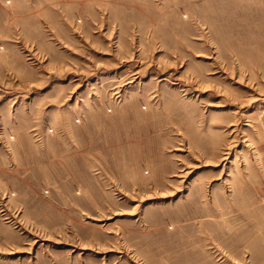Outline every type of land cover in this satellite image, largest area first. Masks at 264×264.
Returning <instances> with one entry per match:
<instances>
[{"label": "rangeland", "instance_id": "374dc122", "mask_svg": "<svg viewBox=\"0 0 264 264\" xmlns=\"http://www.w3.org/2000/svg\"><path fill=\"white\" fill-rule=\"evenodd\" d=\"M262 87L264 0H0V264H264Z\"/></svg>", "mask_w": 264, "mask_h": 264}, {"label": "bare ground", "instance_id": "6f19581e", "mask_svg": "<svg viewBox=\"0 0 264 264\" xmlns=\"http://www.w3.org/2000/svg\"><path fill=\"white\" fill-rule=\"evenodd\" d=\"M261 90H260V96H262V94H264V88L262 87V88H260ZM264 99V98H263ZM255 100H257L258 101V99H255ZM13 139V138H12Z\"/></svg>", "mask_w": 264, "mask_h": 264}]
</instances>
